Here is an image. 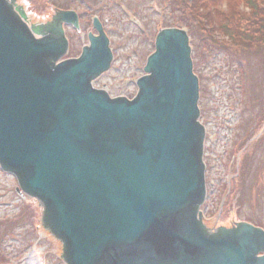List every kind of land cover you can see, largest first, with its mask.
I'll return each mask as SVG.
<instances>
[{
    "label": "water",
    "instance_id": "obj_1",
    "mask_svg": "<svg viewBox=\"0 0 264 264\" xmlns=\"http://www.w3.org/2000/svg\"><path fill=\"white\" fill-rule=\"evenodd\" d=\"M0 0V168L39 201L41 224L65 264H264V230L247 222L210 232L198 78L186 32H157L132 99L92 81L112 60L97 35L66 53L59 11L28 27Z\"/></svg>",
    "mask_w": 264,
    "mask_h": 264
},
{
    "label": "rangeland",
    "instance_id": "obj_2",
    "mask_svg": "<svg viewBox=\"0 0 264 264\" xmlns=\"http://www.w3.org/2000/svg\"><path fill=\"white\" fill-rule=\"evenodd\" d=\"M17 1L33 21L70 5L88 18L97 15L113 59L94 85L112 97L135 95V80L160 29L186 30L205 126L203 223L211 231L237 222L264 230V48H237L222 22L249 19L252 3L264 10V0H81L80 6L77 0ZM196 6L204 9L196 12ZM88 32H94L89 24L81 26L65 58L80 54ZM41 214L39 201L0 169V264H65L62 245L42 226Z\"/></svg>",
    "mask_w": 264,
    "mask_h": 264
},
{
    "label": "trees",
    "instance_id": "obj_3",
    "mask_svg": "<svg viewBox=\"0 0 264 264\" xmlns=\"http://www.w3.org/2000/svg\"><path fill=\"white\" fill-rule=\"evenodd\" d=\"M251 2H254V0ZM251 6L254 12H252L249 19L241 17V20H235L236 17H228L227 20L231 21L222 20L223 24L227 26L226 32L228 36L231 37L232 41H234L233 44L237 48H264V10L257 8L255 3H252ZM200 8L204 9V7L199 6L196 8V12ZM210 21L212 23L216 22L213 18H210Z\"/></svg>",
    "mask_w": 264,
    "mask_h": 264
},
{
    "label": "flooded vegetation",
    "instance_id": "obj_4",
    "mask_svg": "<svg viewBox=\"0 0 264 264\" xmlns=\"http://www.w3.org/2000/svg\"><path fill=\"white\" fill-rule=\"evenodd\" d=\"M14 1H15L16 5L19 6L24 11V13H25V10L22 7V5H20L17 0H14ZM67 1L69 2V0H67ZM45 2H48V1H45ZM77 2L79 3V6L82 5L81 3H83L81 0H77ZM95 2L96 1H93L92 4H95ZM47 10L45 9L46 12H47ZM56 10H72V11L76 12L77 22H78V28H74L72 26V24L67 23V22L66 23L63 22L61 24V26L63 28V31H64V35L67 37V39L69 40V42H70L71 39H73V37L76 36V33L81 29V26L84 27L85 24H89V27L92 28V18L90 16L88 18V16H87L88 15V12L87 11H84L83 15H81V13L80 12H77L76 9L74 10L71 5L70 6H67V7H64V8H61V9L52 8V10H51L52 11V14H50V16L48 17V19H44L42 21H33V19H30V16L25 13V15H26L25 21L29 25L35 24V23H45V22H48V21L51 20L52 16L56 12ZM92 10H94V9H92Z\"/></svg>",
    "mask_w": 264,
    "mask_h": 264
}]
</instances>
